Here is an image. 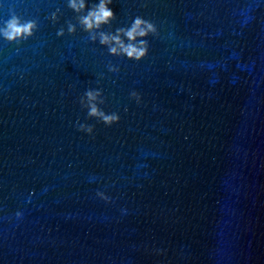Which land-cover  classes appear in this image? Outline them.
<instances>
[{
  "label": "water",
  "instance_id": "95a60500",
  "mask_svg": "<svg viewBox=\"0 0 264 264\" xmlns=\"http://www.w3.org/2000/svg\"><path fill=\"white\" fill-rule=\"evenodd\" d=\"M108 7L106 33L156 26L140 61L90 41L67 0H0V27L37 23L0 37V264H264V0ZM87 90L118 123L87 116Z\"/></svg>",
  "mask_w": 264,
  "mask_h": 264
},
{
  "label": "clouds",
  "instance_id": "9594fccd",
  "mask_svg": "<svg viewBox=\"0 0 264 264\" xmlns=\"http://www.w3.org/2000/svg\"><path fill=\"white\" fill-rule=\"evenodd\" d=\"M112 0H99L98 3L91 6L86 5V0H67V7L76 14V21L80 28L88 33L90 41L95 42L97 35L99 36V44L106 46L108 53L112 56H124L128 60L140 61L148 54L149 44L146 37L150 34L156 36V26L140 16L133 19L128 27H120L112 32L102 31V26L110 24L115 18L113 11L108 7ZM59 9H57V12ZM57 12L51 14L50 19L56 22ZM37 29V23L34 20L24 21L15 13L10 15V18L0 27V37L9 43H19L31 37ZM76 31V26L71 22L67 23V32L73 34ZM56 35L58 37L64 35V28H60ZM109 72H118V67L108 66ZM130 97L140 103V95L132 91ZM84 98L87 100L86 108L87 116L101 121L105 126H111L118 123L120 117L117 113L106 114L98 105L103 104L102 93L100 90H87L80 100L82 107H85ZM78 130L87 134H92L93 128L90 125L79 124ZM96 195L108 202L110 198L103 192H97ZM16 218L21 217V213L17 212ZM158 253L160 250H157Z\"/></svg>",
  "mask_w": 264,
  "mask_h": 264
}]
</instances>
